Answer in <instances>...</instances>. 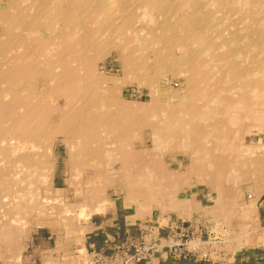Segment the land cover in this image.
<instances>
[{"label":"bare ground","instance_id":"6f19581e","mask_svg":"<svg viewBox=\"0 0 264 264\" xmlns=\"http://www.w3.org/2000/svg\"><path fill=\"white\" fill-rule=\"evenodd\" d=\"M113 54L120 80L99 69ZM127 83L147 103L125 100ZM175 153L184 172L164 160ZM193 182L215 193L211 207L177 198ZM108 190L136 218L202 209L224 245L245 242L264 193V0H0V262H19L43 226L56 250L82 246L92 216L114 207Z\"/></svg>","mask_w":264,"mask_h":264},{"label":"rangeland","instance_id":"374dc122","mask_svg":"<svg viewBox=\"0 0 264 264\" xmlns=\"http://www.w3.org/2000/svg\"><path fill=\"white\" fill-rule=\"evenodd\" d=\"M108 58H109V60H108ZM108 58H106L103 62L99 63L100 71L101 72L103 71L108 77H110L112 79L116 78V79L120 80L122 78V75H123V73L121 74V72H122L121 63L116 58L115 54H113L111 56H108ZM110 58H113V59H110ZM105 64H106V66H105ZM119 65H120L121 69H120ZM107 69H109V70H107ZM171 79L172 78H170L169 75L161 76V80H162L163 84L166 83L165 87H167L168 84L170 83L169 84L170 86H172L173 88L175 86V88H177L176 87L177 86L176 85L177 84V80L171 81ZM168 81H169V83H168ZM121 93H122V97L123 98L125 97L124 99L127 100V101L130 100V101H135V102H139V103H143V104L147 103V101H148V94H149L148 89L145 88V87H139L138 88L137 85L134 84V83L125 84L122 87ZM253 130L251 131V134H249V135H247L245 137V139H244L245 143L246 142H247V144H249V143H257L259 141V135L256 133L255 130L254 131ZM144 133H146V130L144 131ZM143 137L145 138L146 135L143 134ZM249 138H251V139H249ZM55 152H56V155H57V164H56V170H55V175H54V180H55L54 181V185L57 188L63 189V188H65V183H64V180H65L64 160H63V157L65 155L64 145L62 143L58 142V144L55 147ZM169 155L170 154H165L164 155V158H165L164 160H165L167 166L170 165L168 167L169 170L174 171V172H180V171L184 172L186 167L190 163L189 157L185 156L184 154H181V153L172 154L171 157H173V158H170ZM180 156H181V159H180ZM166 158H168V160ZM170 159H171V162H170ZM176 159L178 160L177 162H175ZM184 159H186V160H184ZM168 163H170V164L168 165ZM180 165H181V167H180ZM201 189H202V191H201ZM187 192H188V194H187ZM108 195H109V198L112 197V198H110L111 199L110 202L111 203L114 202L113 203L114 204L113 209L111 211L107 210L105 214H102V215L99 214V215H93L92 216V219L95 220L99 225H101V223H105L107 225V227H108L110 224H113V222L115 221V220H112V216L113 215L117 216V220L118 221H123L127 217L136 218L135 217V206L133 204L129 205V204L125 203L124 200H123V195L122 194H119V195L118 194H114V193L111 192V190H108ZM192 195H193L194 200L199 202V204L203 208L211 207L213 205L212 204L213 203L212 199L215 198V193L213 191H211L210 188H208L207 186L197 185L196 182H193V185L190 188L186 187L184 190H182L181 193L177 195V198L178 199H183V198L187 199V198H190ZM248 196H249L248 192H245L244 193V200L245 201H247V199L249 198ZM208 197H210V198H208ZM6 201H7V197H4L2 199V202L4 203ZM159 211H161V209L155 207V209H153L149 214L145 215L146 217L142 216L141 219H146V220L148 219L147 220L148 222L145 225H143L142 227L139 228L138 234L136 236H134V237H132V236L126 237L118 245H120L121 243H123L125 241H131V240L134 241V240L138 239L142 235L143 232L155 229L158 232V236L161 237V238H168L169 236L171 237V236L175 235V233L171 234L172 230H174L177 233V235H178V236L171 237V238H173V241H180L182 239L181 238L182 237L181 236V231H183V233H184V235L186 237V238L184 237V239L182 240V242L185 243L184 247L181 248V253L182 254H175L173 256H169V253H168L167 249H165L164 251H162L160 256H158V261L163 260L164 258L168 257V258H171V259H177L178 261L179 260L180 261L181 260H188V261H196L197 262L202 257V255H203L202 251H204V248H206L207 251L208 250L209 251H213L215 248L216 249H220V248H223V247L225 248V247L228 246L227 244L224 245L221 242V240L223 238V237H221L222 234L221 233H217L216 225L214 224V222L212 220H211L212 222L211 221H209V222L207 221V223H203V221H200V222L197 221V220H199V218L196 215L194 217H192V218H185L184 216L178 215L174 211L162 210L160 213H159ZM159 215L160 216L162 215V216L160 217ZM0 216H1L0 217V221H1V219H5V216H2V213H0ZM155 217H158V218L156 219ZM160 218H162V219L160 220ZM206 218H208V217H206ZM149 219H151V220H149ZM163 219H164V221H163ZM208 219H211V218H208ZM197 225H199L198 228H197ZM195 228L199 229V231L203 232V233H199L200 234L199 236H201V235L205 236V238L201 237L200 239H197L200 242L199 245H196L198 247L195 246V242H194L196 237H197V235H198L197 233H195V234L193 233ZM30 236H31V238H30ZM41 238H44L46 241H47V239H50V241H49L50 245L49 246H51V247L54 246V242H56V240H57L56 235L51 233V231L48 229L47 226H43V227H39L37 229H34L29 234V238L27 239L28 241L26 240V242H25V244H27V245L25 246V244H23V248L21 250L22 259L19 262H14V264H28L27 257L30 254H32V247L34 245L37 246L39 244ZM187 243H189V245H187ZM192 243H194V244H192ZM201 244H202V246H200ZM118 245H116L115 247H117ZM79 246H81V245H79ZM115 247L112 248L110 254H107L105 252H96V251H94V252L103 253L106 256H110V255H112V253L114 251L113 249ZM201 247H202V250H199V249H201ZM185 253H187L186 257L184 256ZM204 254H205V252H204ZM0 264H2V262H0ZM90 264H92L91 261H90Z\"/></svg>","mask_w":264,"mask_h":264},{"label":"crops","instance_id":"0c3cea01","mask_svg":"<svg viewBox=\"0 0 264 264\" xmlns=\"http://www.w3.org/2000/svg\"><path fill=\"white\" fill-rule=\"evenodd\" d=\"M259 197L255 202V214L252 219L248 220L247 223L248 236L245 242L240 247L235 248L234 244H231L225 248H215L213 251H207V249L204 248V251H202L203 255L197 262L188 260L178 261L177 259L166 257L163 260L156 261L154 264H264V193H262ZM195 215H199L198 221H203V223H207V221L211 220L215 223L216 220L202 209L193 212L190 218L194 217ZM206 217H210L211 219H208ZM155 218L157 219V217ZM112 220L115 221L113 222V224H110L107 227L105 223H101V225H99L95 220L91 218L90 227L92 230L85 234L82 246L69 242L70 245H67V247H65L64 249L56 250V242H54V246L51 247L49 246L50 239H47L46 241L44 238H41L39 244L32 247L33 255L30 254L27 257L28 264H46L48 255L57 261L56 264H86L87 262V264H89V260H91L90 254L92 251L105 252L107 254H110L113 247L122 242L126 237L136 236L138 234L139 228L148 222V219L146 220L130 217L125 218L123 221H118L116 215L112 216ZM232 223V228L227 229L229 230L228 237H233V233L235 231V233L240 231V223L237 220H233ZM198 226L199 225H197V228ZM254 227H256V229ZM193 233L198 234L197 237L195 236V240L200 239L201 237L205 238L204 235L199 236V233H203L199 231V229L195 228ZM221 237L223 236L221 235ZM81 250H86L89 257L87 258ZM199 250H202V247ZM49 251L50 253H48ZM83 258L87 259L84 260Z\"/></svg>","mask_w":264,"mask_h":264},{"label":"built area","instance_id":"2783aa9c","mask_svg":"<svg viewBox=\"0 0 264 264\" xmlns=\"http://www.w3.org/2000/svg\"><path fill=\"white\" fill-rule=\"evenodd\" d=\"M174 233L175 235L173 236H178L177 233L172 230L171 234ZM181 236L182 239L180 241H173V238L170 236L168 238L159 237L155 229L145 231L138 239L134 241H125L115 247L110 256H106L103 253L92 252V264H154L158 261V256H160L165 249H167L169 256L182 254L181 248L185 245V243L182 242L185 237L183 231H181ZM184 256L186 257L187 253H185Z\"/></svg>","mask_w":264,"mask_h":264}]
</instances>
